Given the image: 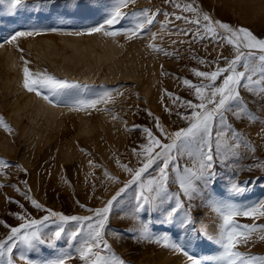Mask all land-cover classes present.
Returning a JSON list of instances; mask_svg holds the SVG:
<instances>
[{
	"label": "rangeland",
	"instance_id": "obj_1",
	"mask_svg": "<svg viewBox=\"0 0 264 264\" xmlns=\"http://www.w3.org/2000/svg\"><path fill=\"white\" fill-rule=\"evenodd\" d=\"M35 3L36 0H29L27 8L15 13H9L0 4V118L8 126L0 124V159L9 165L0 168V240L7 238L11 227L24 222L20 216L41 220L49 215L36 209L25 194L45 209L65 216H93L90 209L103 208L131 179L120 165L127 164L134 169L140 166L132 149L148 144L143 127L150 129L162 143L170 140L156 128L154 117L159 118L168 134L188 127V121L176 113L190 115L191 109L177 108L167 93L199 103L193 90L185 87L181 80L187 78L198 84L200 78L194 76L193 69L215 70L214 62L218 57L219 66L226 67L223 57L233 58L235 49L228 43L229 34L218 27L219 36L215 39L207 36L194 39L192 33L197 31V25L174 19L175 15L196 19L194 13L183 11L184 5L191 3L213 21L227 23L233 29H248L257 38L264 39V0H173L172 3L136 0L135 4L121 9L127 15L118 24L105 25V30L115 31L116 35H105V30L89 33L87 29L102 23L117 0H83L84 6L80 8L71 0H55L54 6L43 8L35 7ZM89 4L92 7H88ZM97 4L107 7L100 9ZM144 9L153 12L159 9L160 15L150 26V32L146 29L144 36H133L127 30L135 27L136 14ZM165 13L170 15L166 17ZM169 19L173 21L171 24ZM162 24L166 25V30H161ZM202 25L201 19V34ZM177 27L187 29L189 35L175 34ZM29 31L33 34L6 42L16 32ZM151 33L158 34L155 40L150 39ZM149 43L163 47L172 55L153 51L147 47ZM201 58L207 63L201 64ZM25 67L33 74L46 72L79 87L66 90L58 98L53 97L54 102L50 103L43 98L49 95L48 89H42L43 94L37 95L24 88ZM237 70L244 71V68L237 66ZM241 96L255 119H238L228 114L229 124L242 133L241 139L247 143L232 154L227 167L217 165L219 178L214 191H210L212 199L220 203L253 205L264 202V169L257 167L264 163V96L259 95L258 88L256 92L241 89ZM89 100L98 102L94 107L75 106L76 101ZM166 108L171 109V113ZM133 125L141 127L132 130ZM253 147L254 153L250 151ZM191 151L195 153L194 145ZM194 163V155L190 157L187 152L178 158L181 169L192 167ZM159 167V163L153 165L145 173V181L157 177ZM237 170L239 182L248 185L242 196H232L227 190ZM105 172L116 180L109 179ZM169 176L168 188L175 194L179 185L173 182L176 173L171 166ZM138 191L133 185L118 198L104 235L110 247L101 255L109 260L114 256L125 264H189L183 253L164 247L163 242L157 244L138 238L141 221L148 224L153 238L164 232L175 240L183 236L175 223H164L162 210L140 213V220L132 218ZM180 198L185 210L190 207L194 219L192 227L216 236L223 223L222 216L206 202L207 194L191 202L182 195ZM168 207L167 203L163 205L164 209ZM234 219L240 225H264V216ZM88 223L83 221L78 225L76 221H68L63 224L65 234L57 242L56 249L42 246V251L38 255L29 254L30 258L55 259L60 249H66L72 253V259L66 264H84L75 252L76 242H72V248L68 247L67 234L79 226V238H83L88 232ZM61 224L58 217H50L44 231H55ZM261 234L264 233H254V242L240 246L239 251L264 256ZM188 251L207 258L203 264H218L212 258L218 256L221 249L214 242L201 239ZM18 257L19 249H14V264H24Z\"/></svg>",
	"mask_w": 264,
	"mask_h": 264
},
{
	"label": "snow or ice",
	"instance_id": "obj_2",
	"mask_svg": "<svg viewBox=\"0 0 264 264\" xmlns=\"http://www.w3.org/2000/svg\"><path fill=\"white\" fill-rule=\"evenodd\" d=\"M77 8L83 5V0H71ZM166 3H172L173 0H165ZM136 0H117L116 6L108 11L106 18L98 26H93L87 29L89 33L105 30V25L113 26L118 24L127 14L121 9L128 7L129 4H135ZM0 4L4 5L9 13H15L19 9H25L29 5V0H0ZM55 0H36L35 7L43 8L54 6ZM92 7L91 4L87 5ZM179 7V5H176ZM96 7L103 9L107 7L103 4H97ZM183 11L192 12L196 15V19L189 20L186 16L175 15V21H185V23L196 24L197 31L192 33L194 39H204L206 36L210 39H215L219 36L217 27L228 33L230 38L228 43L232 44L235 49L233 58L228 59L223 57L226 62V67L219 66V57L216 63L215 70L200 71L193 69L195 77L200 78L198 84L192 83L187 78L181 80L182 84L193 90V94L199 103L183 100L179 96L172 93H167L173 104L180 107L191 109L190 115H184L177 111V115L188 121V127L181 128L174 133L168 134L161 126L158 117L156 120V128L161 134L167 136L169 143H162L154 133L147 127H143V133L148 139V144L139 145L138 148H133L132 151L138 157V168H131L127 164L120 166L124 171L131 176L127 182L123 184L115 195L108 200L103 208L90 209L93 216H65L60 213L53 212L51 209H45L36 200L26 195L27 199L31 200L32 205L36 209L48 212L41 220L26 219L20 216L19 219L24 222L17 227L10 228V234L6 239L0 240V264H14V249H19L18 259L24 264H66L72 259V253L66 249H60V254L55 259L35 260L31 259L29 254H39L42 251V246L51 249H56L57 242L60 241L64 234L65 228L63 224L68 221H76L80 225L83 221H88V232L81 237V229L78 226L75 230L69 232L68 247L72 248V242H76L75 252L79 254V259L84 264H125L123 260H118L114 256L106 258L101 255V252L109 249L108 242L104 239L105 229L113 212L115 205L119 202L118 198L122 193H125L130 187L136 185L139 191L136 194V202L132 210V218L140 220V213H153L162 210L163 221L166 224L172 225L175 223L179 229L183 231V236L179 240H175L168 232L162 233L160 236L153 238L149 232L148 224L140 222L139 239L148 240L157 244L163 242V246L176 252L183 253L187 257L189 264H203V260L194 254H190L189 248L198 245L201 239L214 242L219 246L221 251L219 255L212 258L218 264H264V256H257L239 251L240 246H247L253 243V234L260 231L264 233V225H240L235 222V217H254L256 215L264 216V202H257L253 205H238L236 203H220L212 199L211 191H214V185L219 178L217 165L223 164L228 166V162L232 159V154L246 145V141L241 139L242 133L234 130L228 122V114L231 113L238 119H248L254 121L255 117L246 107L241 89H246L249 92H256L259 89V95L264 96V39L257 38L250 30L245 28L233 29L229 24L220 21H213L207 13H201L196 6L189 3L184 5ZM160 15V10L155 12L150 9L141 10L136 14L138 22L135 27L127 30L133 36L142 37L146 34V29L150 32V26L154 24V20ZM166 17L170 14L165 13ZM201 19L203 21L201 34ZM173 21L168 20L171 24ZM161 30H166V25H161ZM33 32H16L6 42L11 43L17 40L18 37L32 35ZM117 32L105 30V35H116ZM175 34L189 35V31L184 28H176ZM157 33H151L150 39L155 40ZM223 39V37H221ZM183 43V41H179ZM177 43V41H173ZM150 49L157 53H162L165 56H170L172 53L166 51L163 47H158L153 43L147 45ZM248 51H244V50ZM259 53L257 56L256 53ZM197 57L193 56V59ZM259 61V64L256 61ZM201 64H206L207 61L200 59ZM237 66H242L244 71H238ZM24 88L29 91H35L37 95H42V89H48L49 95H44L43 98L53 103V97L58 98L66 90L78 88L79 85L66 80H60L48 73H31L25 67L24 70ZM162 74H165L162 72ZM221 77L222 81L217 84V80ZM258 77V78H257ZM179 79V78H178ZM166 91V90H165ZM108 93H104L107 96ZM97 100L76 101L75 106L94 107ZM171 113V109H165ZM149 115H152L149 113ZM0 124L6 128L2 118ZM217 125L220 127L218 128ZM137 127L133 125L132 130ZM222 138L225 142L222 143ZM193 145L196 148L195 153L191 151ZM139 149V150H138ZM156 149H159L158 151ZM250 151L254 153L255 148ZM187 152L190 157H195V163L192 167L185 166L183 169L178 164V158ZM119 163V161H117ZM91 164L92 161H89ZM160 165L157 177L147 179L144 175L155 164ZM176 173V178L173 182L178 183L179 191L175 194L170 193L168 188L169 183V168ZM9 165L0 159V168H6ZM257 167L264 169V163H259ZM250 170V169H249ZM238 171L236 176L232 178L228 186V192L232 196H242L248 190L247 183H240L238 180ZM109 179L116 180V177L110 176L105 172ZM2 186V185H0ZM154 193V195L152 194ZM207 194V203L213 207L222 216V225L218 229L217 235L212 236L206 230L200 231L192 227L194 219L190 215V207L185 210L184 202L181 200V195L189 202L196 198H203ZM174 200V204L172 201ZM11 202V200L9 201ZM169 204L170 207L164 209L163 205ZM183 212L182 215L180 213ZM50 217H58L62 222L55 231L45 232V222ZM7 227V225H5ZM260 240H264V234L259 236Z\"/></svg>",
	"mask_w": 264,
	"mask_h": 264
},
{
	"label": "bare ground",
	"instance_id": "obj_3",
	"mask_svg": "<svg viewBox=\"0 0 264 264\" xmlns=\"http://www.w3.org/2000/svg\"><path fill=\"white\" fill-rule=\"evenodd\" d=\"M107 54V53H106Z\"/></svg>",
	"mask_w": 264,
	"mask_h": 264
}]
</instances>
